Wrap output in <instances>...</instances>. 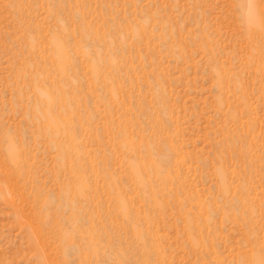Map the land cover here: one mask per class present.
Wrapping results in <instances>:
<instances>
[{"label": "rangeland", "instance_id": "obj_1", "mask_svg": "<svg viewBox=\"0 0 264 264\" xmlns=\"http://www.w3.org/2000/svg\"><path fill=\"white\" fill-rule=\"evenodd\" d=\"M0 264H264V0H0Z\"/></svg>", "mask_w": 264, "mask_h": 264}]
</instances>
